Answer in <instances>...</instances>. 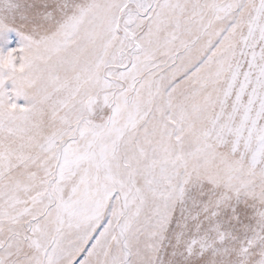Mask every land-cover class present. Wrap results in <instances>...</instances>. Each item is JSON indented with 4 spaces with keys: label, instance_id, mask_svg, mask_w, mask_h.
<instances>
[{
    "label": "snow or ice",
    "instance_id": "6c2138e0",
    "mask_svg": "<svg viewBox=\"0 0 264 264\" xmlns=\"http://www.w3.org/2000/svg\"><path fill=\"white\" fill-rule=\"evenodd\" d=\"M11 32L0 264H264V0H0Z\"/></svg>",
    "mask_w": 264,
    "mask_h": 264
},
{
    "label": "rangeland",
    "instance_id": "374dc122",
    "mask_svg": "<svg viewBox=\"0 0 264 264\" xmlns=\"http://www.w3.org/2000/svg\"><path fill=\"white\" fill-rule=\"evenodd\" d=\"M6 43L8 45L7 47H3V45H0V47L3 48L4 52L8 51L9 48H16V47L22 46V41L19 35H17L15 32H11L8 34ZM17 103L20 105H24L25 101L20 99V100H17Z\"/></svg>",
    "mask_w": 264,
    "mask_h": 264
}]
</instances>
